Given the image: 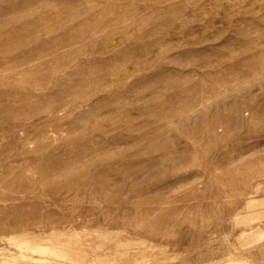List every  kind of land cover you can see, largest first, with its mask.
<instances>
[{"label":"rangeland","instance_id":"obj_1","mask_svg":"<svg viewBox=\"0 0 264 264\" xmlns=\"http://www.w3.org/2000/svg\"><path fill=\"white\" fill-rule=\"evenodd\" d=\"M0 264H264V0H0Z\"/></svg>","mask_w":264,"mask_h":264}]
</instances>
